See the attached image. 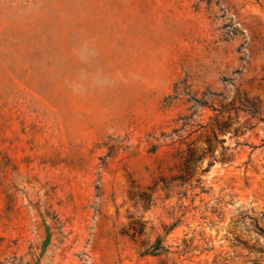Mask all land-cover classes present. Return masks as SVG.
Masks as SVG:
<instances>
[{
  "label": "rangeland",
  "instance_id": "obj_1",
  "mask_svg": "<svg viewBox=\"0 0 264 264\" xmlns=\"http://www.w3.org/2000/svg\"><path fill=\"white\" fill-rule=\"evenodd\" d=\"M0 264H264V0H0Z\"/></svg>",
  "mask_w": 264,
  "mask_h": 264
},
{
  "label": "trees",
  "instance_id": "obj_2",
  "mask_svg": "<svg viewBox=\"0 0 264 264\" xmlns=\"http://www.w3.org/2000/svg\"><path fill=\"white\" fill-rule=\"evenodd\" d=\"M181 93H177V95H180ZM189 101H193L195 102V104L191 107L190 110L195 109L191 114L189 115H185L183 117L180 118L182 122V126L179 129L174 130V132L172 134L169 135H165L163 134V136L165 138H171L173 139L174 136H178V138L181 137V134L183 132H188L189 136H191L193 133H195L198 129L195 130V128H202L203 126H201V123L199 120L196 119L198 112H201L204 108L208 107L211 108L213 111H217V109L215 108V102L213 101V103L211 104L208 100L204 99L201 100L195 96H192L191 99H189ZM230 109L227 107H224L221 111L220 114L224 113V112H229ZM219 112V111H218ZM229 118V117H228ZM228 125V120L223 121L222 123L217 124V130L219 131L218 133H223L224 129ZM229 129L230 132H236L237 128H234L232 125H229ZM216 132L212 133V141H215V143H222L223 140L219 139V134ZM210 142V143H211ZM201 160V155L195 156L194 152L191 150H188L187 156L185 158V163H184V171L186 173H189L190 171H193L194 166L200 162ZM206 170H204L205 172ZM185 175H182L181 178H185ZM137 224H139L138 222L135 223L136 226L133 227L134 233L132 234V237L135 236V234L141 233L143 230V227L141 224H139L137 226ZM170 250L169 248L164 244V237L162 236H157L155 238L154 241L149 240L148 243L146 244V246L143 248L142 250V255H150L153 257H160L163 256L164 254H169Z\"/></svg>",
  "mask_w": 264,
  "mask_h": 264
}]
</instances>
